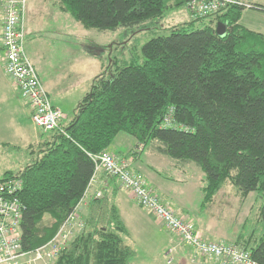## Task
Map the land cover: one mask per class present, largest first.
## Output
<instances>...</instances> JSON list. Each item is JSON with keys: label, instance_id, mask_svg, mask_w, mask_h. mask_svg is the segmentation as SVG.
Returning <instances> with one entry per match:
<instances>
[{"label": "trees", "instance_id": "obj_1", "mask_svg": "<svg viewBox=\"0 0 264 264\" xmlns=\"http://www.w3.org/2000/svg\"><path fill=\"white\" fill-rule=\"evenodd\" d=\"M188 1L59 0V5L87 29L134 35ZM244 9L234 4L191 16L169 34L150 38L129 62L113 59L74 117L62 124L65 133L45 132L43 141L28 146L33 158L25 168L4 172L0 185L21 181L13 196L23 204L24 250L53 240L76 215L78 227L53 264H132L136 249L127 242L130 230L117 202L118 187L91 198L85 224L79 216L98 173L94 156L109 150L123 132L137 140L128 156L151 142L177 164L195 162L205 173L202 208L227 184L243 200L257 192L263 204L256 227L249 215L233 242L264 264V34L240 23ZM218 23L226 25L224 36L217 33ZM170 113L175 127H163ZM20 148L0 143V154Z\"/></svg>", "mask_w": 264, "mask_h": 264}, {"label": "crops", "instance_id": "obj_2", "mask_svg": "<svg viewBox=\"0 0 264 264\" xmlns=\"http://www.w3.org/2000/svg\"><path fill=\"white\" fill-rule=\"evenodd\" d=\"M45 1L47 0H27L24 16L26 31L25 51L48 91L52 104L64 112L66 117L62 124L66 125L76 114L78 104L90 92L93 80L105 72L112 64L113 59L110 56H106L105 52L108 51L109 55H112L115 47L120 44H126L128 42V40L125 41L127 32L123 29L117 31L87 29L76 21L71 14L60 8L59 0H57L58 5L54 11L49 9L48 5H45ZM246 1L253 3L256 7L244 9L240 19L241 24L250 30L264 34V32L256 28L251 29L243 22L244 15L250 11H254L258 15L264 14V0ZM179 10H183L186 14V19L183 23L192 20L187 6L171 11L165 18ZM183 23L180 21L177 25ZM53 29L55 30L54 36L66 42L60 47L61 51L57 45L54 46L52 43L49 44L47 41L39 39V36L42 37V35L48 34L49 30L52 33ZM0 50H2L1 46ZM1 61L4 65L3 56ZM19 94L21 95L19 88L6 73L4 67L3 70H0V135H9L10 132L7 126L10 127L9 124H11L17 127L20 114H26L27 110L22 108L17 99ZM23 102L29 110L30 121L36 126L31 118V108L24 99ZM36 128L40 130L39 141L29 143L27 146L39 143L45 139L46 136H43L45 131L38 127ZM4 142L16 145L15 142L9 140H0V143ZM136 143L137 140L133 136L122 132L116 136L109 147V151L119 157H128V153L134 148ZM27 148L25 150L26 153L29 152ZM129 157L134 158V169L145 177L148 186L152 187L164 202L173 207L180 216L192 222L203 236L212 239L206 235L210 228L197 216L199 214V206L203 200L202 189L205 176L202 172L195 174L197 171H194L190 174L188 171L190 162L177 164L174 160L162 155L154 148L146 151V146L141 153L129 155ZM143 157L145 161H142ZM162 173H165L166 177H162ZM196 176H198V179ZM173 177L179 178L181 180L179 181L186 183L187 186L179 187L174 185ZM188 181H191V183L188 184ZM225 186L219 190L215 200L222 193L224 198L228 197V201H243L240 196L233 192L234 189L231 185L228 191H225ZM107 187L110 189L118 187L117 202L120 206L122 217L130 230L129 236L132 234L130 229L131 221H136L143 228V231L157 237L161 236L162 232L158 227V229L154 227V224L168 231L161 221L137 203L129 190L122 187L117 180L114 181L112 177H108L103 171H99L95 180L91 182L89 190L81 203L79 216L84 217L89 201L94 197L95 192L101 189L104 191ZM193 195L195 198L189 200ZM192 201H194V204H192ZM128 218L130 219L129 222ZM176 238L178 237L176 236ZM174 250L175 247L170 249V253ZM189 250L193 252L190 248Z\"/></svg>", "mask_w": 264, "mask_h": 264}, {"label": "built area", "instance_id": "obj_3", "mask_svg": "<svg viewBox=\"0 0 264 264\" xmlns=\"http://www.w3.org/2000/svg\"><path fill=\"white\" fill-rule=\"evenodd\" d=\"M234 4L245 8L256 7L246 0H189L186 6L190 15L196 18ZM26 6L27 0H0V46L3 49L5 71L31 108L33 123L45 132L61 129L65 133L61 127L66 116L52 104L48 91L26 55ZM162 126L175 127L171 113L164 118ZM94 159L96 172L103 171L108 177H115L122 187L131 192L138 204L159 219L168 231L178 237L183 246L192 249L195 254L216 264H259L252 258L249 250L234 242L203 236L192 222L180 216L148 186L145 177L134 169L133 157H119L104 150L95 155ZM20 184V180H11L0 185V264H53L61 256L78 227V217L71 216L47 244L31 251L24 250L21 243L23 204L18 197L13 196ZM102 194L103 190H98L94 197ZM80 226H83L82 223Z\"/></svg>", "mask_w": 264, "mask_h": 264}, {"label": "rangeland", "instance_id": "obj_4", "mask_svg": "<svg viewBox=\"0 0 264 264\" xmlns=\"http://www.w3.org/2000/svg\"><path fill=\"white\" fill-rule=\"evenodd\" d=\"M45 5H48L50 7L49 9L54 11L58 5V1L47 0L45 1ZM185 19L186 14L183 10L176 11L167 18L164 17L161 20L150 23L145 28L138 29L134 35L128 33L125 38V41L128 40L126 44L117 46L112 55H109L108 51L105 52V54L112 59L119 57L123 63L124 60L129 62L134 56L141 53V47L146 41L155 36L169 34L175 25L180 21L182 23L185 22ZM243 22L251 29L256 28L257 30L264 32V14L258 15L254 13V11H250L244 15ZM199 26H201V23ZM54 31L55 30L53 29L52 33H50L49 30L48 34L42 35V37L39 36V39L47 41L49 44L52 43L54 46L57 45L59 47L58 49L61 51L60 47L66 42L65 40L57 38V36H54ZM2 56L3 52L0 50V70L4 69V65L1 61ZM19 95L17 96V99L22 108L27 110L26 114H20L17 127L12 126L11 124H9L10 127L7 126L10 133L9 135H0V140L15 142V144L19 145L21 148L20 150H5L1 152L0 177L8 170L18 171L25 168L33 158L30 152H25L28 147L27 144L37 142L40 138V130H38L36 128L37 126H34L30 121L29 110L25 106L22 96ZM151 148L152 144L150 142L146 146V151ZM142 161H145L144 157L142 158ZM188 171L190 174L194 171H197L195 174L202 172L205 176L204 171L201 170L195 162H190L188 164ZM161 176L166 177L165 173H162ZM196 178L198 179V176H196ZM179 180L180 179L177 177L172 178L174 185L179 187L187 186L186 183H181V180ZM190 183L191 181H188V184ZM229 187L230 184H227L225 186V191H228ZM194 198L195 196L193 195L189 200ZM192 202V204H194V201ZM262 204L263 199L260 198L257 192L250 193V195L243 201H228V197L224 198L221 193L207 208H202L200 205L199 214L197 216H199L200 220L210 228V231H207V236L214 240L224 239L227 242H233L236 240L240 229H242L243 221L249 215L253 220L251 221V228L256 227L254 226V219L258 215L259 208ZM81 219L84 223L82 216ZM127 220L129 222L130 219L128 218ZM148 220L152 221L151 219ZM131 222L130 229L132 230V234L128 237L127 242L136 249V256L132 259V264H216L212 260L195 254L194 251L191 252L188 247L181 244L180 240L176 238L174 234L165 231L162 227L157 226L156 224H154V227H158L162 232V235L159 237L143 231V228L136 221ZM173 247H175V250L170 253V249ZM179 249L180 251H178Z\"/></svg>", "mask_w": 264, "mask_h": 264}, {"label": "water", "instance_id": "obj_5", "mask_svg": "<svg viewBox=\"0 0 264 264\" xmlns=\"http://www.w3.org/2000/svg\"><path fill=\"white\" fill-rule=\"evenodd\" d=\"M216 30L220 36H224L226 33V25L223 23H218Z\"/></svg>", "mask_w": 264, "mask_h": 264}]
</instances>
